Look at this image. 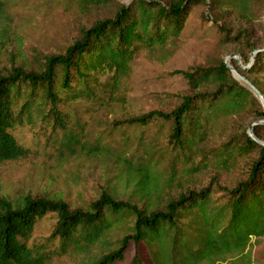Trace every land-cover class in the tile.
Wrapping results in <instances>:
<instances>
[{"label":"trees","instance_id":"16d2710c","mask_svg":"<svg viewBox=\"0 0 264 264\" xmlns=\"http://www.w3.org/2000/svg\"><path fill=\"white\" fill-rule=\"evenodd\" d=\"M80 2L85 8L107 0ZM201 4L207 6L205 0L118 4L111 17L82 28L64 52L45 57L35 69L16 67L0 74V167L31 155L15 135L18 127L39 123L65 132L74 103L99 102L105 95L108 101L119 100L117 94L138 56L146 52L166 59L173 54L192 8ZM6 6L7 0H0V18ZM209 10L214 14L208 19L214 22L211 30L225 43L242 46L247 66L254 62L245 73L252 75L250 84L264 97V45L250 41L247 26L264 16V0H210ZM230 16L241 25L236 37L235 27L227 24ZM215 62L175 72L189 91L170 111L154 110L124 121L127 127L164 133L146 141L140 136L146 157L125 149L135 159L134 164L126 158L123 162L128 163L137 200L107 190L86 208H72L60 197L12 199L3 192L0 178V264H52L57 258L91 255L99 247L103 250L89 264H117L125 260L131 243L136 249L133 264H144V257L148 264L264 263V147L240 123L243 116L264 119V106L222 58ZM226 122L235 124L219 145L204 144L206 130ZM253 133L261 142L259 129ZM108 151L97 150L103 155ZM181 156L190 162L216 159L228 172L247 167L245 177L232 187L214 182L171 195L165 202L166 192L180 180ZM49 216L56 218L50 236L31 244L38 224Z\"/></svg>","mask_w":264,"mask_h":264},{"label":"rangeland","instance_id":"374dc122","mask_svg":"<svg viewBox=\"0 0 264 264\" xmlns=\"http://www.w3.org/2000/svg\"><path fill=\"white\" fill-rule=\"evenodd\" d=\"M80 1L7 0L5 15L0 18V74L16 67L37 68L45 57L64 52L82 28L111 17L118 4L129 6L135 0H107L102 5L85 8L80 6ZM205 2L207 6L201 4L192 8L182 35L173 46V54L166 59L146 52L138 56L121 93L117 94L119 100L108 101L105 95L99 102L83 100L74 103L69 110L65 132L64 129L53 132L51 126L39 123L18 127L15 135L31 150V155L27 160L0 167L3 192L12 199L21 196L60 197L72 208L88 207L105 190L125 200H137L128 163L123 159L134 164L135 159L129 155L134 152L136 157H146V147L139 143L140 136L144 135L146 141L164 133L157 134L151 128L127 127L124 121L154 110L170 111L180 102V96L189 91L186 81L175 72L215 64L221 58L232 68L234 78L251 89L248 78L253 80V77L245 72L254 62L247 66L241 55L243 47L225 43L223 36L211 30L214 22L209 20L214 14L209 12L210 0ZM261 22L264 24V16L247 25L253 35L250 41L260 46L264 45ZM227 24L235 27L232 37H236L241 25L236 26L233 16L228 18ZM254 56L252 53V60ZM234 65H238L247 77ZM107 78L109 75L102 77L104 81ZM256 96L264 106L262 99ZM254 116L250 115L248 119L243 116L244 121L240 123L248 133L250 129L253 132L259 129L264 143V119ZM234 124L226 122L207 129L204 144L218 146ZM103 147L109 149L104 155L97 152ZM126 148L129 149L128 156ZM190 161L180 157V180L172 190L167 189L165 202L171 195L201 189L214 182L221 187H232L245 177L247 169L243 167L237 172H228L217 166L216 159L202 157ZM216 184L213 187H217ZM55 224L54 216L40 222L31 244L43 243ZM119 235L117 233L114 240ZM102 250L99 247L91 255L57 258L52 264H89ZM135 254V245L131 243L125 260L117 264H133ZM145 259L144 264H148Z\"/></svg>","mask_w":264,"mask_h":264},{"label":"water","instance_id":"95a60500","mask_svg":"<svg viewBox=\"0 0 264 264\" xmlns=\"http://www.w3.org/2000/svg\"><path fill=\"white\" fill-rule=\"evenodd\" d=\"M230 69L232 70V68L230 67ZM248 85H249V87L256 93V95H258L261 99H262V102H263V105H264V97L261 95V93L252 85V84H250L249 82H248ZM249 135H250V137L254 140V141H256V142H258L259 144H261L263 147H264V143H262V142H260L256 137H255V135H254V133H253V130L252 129H250V133H249Z\"/></svg>","mask_w":264,"mask_h":264}]
</instances>
